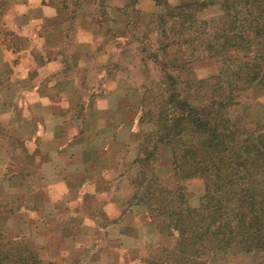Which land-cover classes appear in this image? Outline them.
<instances>
[{"label": "rangeland", "instance_id": "obj_1", "mask_svg": "<svg viewBox=\"0 0 264 264\" xmlns=\"http://www.w3.org/2000/svg\"><path fill=\"white\" fill-rule=\"evenodd\" d=\"M16 1L2 0L0 7V160L5 162V170L14 161L24 164L28 157L24 150L14 151L10 137H24L39 129L34 110L44 114V103L51 99L54 112L62 120L58 130L53 127L48 171L40 170L43 162L39 163L40 172L35 170L28 180L23 172L22 182H12L7 179L9 171L5 172L0 210L9 213L12 208L14 212L10 219L0 220V246L13 252L27 243L45 264H154L152 259L162 256L163 247L171 250L175 242L162 235L159 221L149 219L143 207L128 205L134 202L137 191L140 167L135 160L152 130L153 117L145 116L141 121L142 109L162 104L166 88L192 99L195 88L190 82L219 72V62L208 57L197 40L193 45L183 44L170 29L168 34L176 36L178 45H173L174 41L171 48L162 50L164 37L157 17L165 11L164 5L154 0H130L125 11L110 3L97 12L95 19L100 23L94 28L92 48L78 44V27L70 34L66 28L53 31L50 43L55 42L71 57L59 74L44 75L39 80L13 77V66L20 63L17 54L31 45L26 34L12 30ZM167 1L173 5L181 2ZM223 1L214 0L197 14L211 23V30L215 19L223 14ZM77 5L69 11L70 20L90 21L87 14L75 11ZM68 15L60 19L68 21ZM7 45L17 52L6 51ZM42 46L32 51H40ZM89 50L98 53L91 71L84 60H79ZM12 52L15 55L10 56ZM168 73L176 77L175 86L163 83ZM62 80H76L77 91H69L67 86L54 93L42 86L40 92H32L34 84ZM200 94L204 96L205 90ZM230 113L239 122L259 121L264 116V91L259 87L247 90ZM17 143L23 149L24 142ZM148 164L158 182L174 180L171 154L165 144H160L157 160ZM203 186L202 179L186 184L192 206L199 205ZM261 257L229 252L204 258L206 264H253Z\"/></svg>", "mask_w": 264, "mask_h": 264}, {"label": "trees", "instance_id": "obj_2", "mask_svg": "<svg viewBox=\"0 0 264 264\" xmlns=\"http://www.w3.org/2000/svg\"><path fill=\"white\" fill-rule=\"evenodd\" d=\"M154 1L165 7L157 17L162 50L178 45L170 29L183 44L197 40L221 70L190 82L193 100L166 88L162 104L142 109L141 121L153 117L152 130L135 160L137 191L128 205L143 207L149 219L159 221L162 235L174 239L154 264H206L205 256L229 252L261 254L253 264H264V116L248 123L230 113L247 90L264 91V0H224L212 30L197 14L214 0ZM163 83L175 86L176 77L168 73ZM160 144L171 154L172 182H158L148 164L157 160ZM197 179L203 195L192 206L186 184ZM6 262L45 264L27 243L13 252L0 246V264Z\"/></svg>", "mask_w": 264, "mask_h": 264}, {"label": "crops", "instance_id": "obj_3", "mask_svg": "<svg viewBox=\"0 0 264 264\" xmlns=\"http://www.w3.org/2000/svg\"><path fill=\"white\" fill-rule=\"evenodd\" d=\"M75 3L80 4L77 5V10L75 11L82 14H87L86 16L90 18V21H86V18L77 23H74L70 20V12L74 11L72 8L73 4ZM110 3L114 5L116 9L124 11L131 4L130 0H26L23 2L22 0H17L15 3V8L13 10L14 16L12 17V19L14 20L15 28H12V30H16L17 32L26 34L27 37H29L31 45L24 51L17 54L18 61L20 63L13 66V77H23L26 78V80H30L32 76L35 77V80H39L44 75L47 77L52 74H59V72L64 68L66 62L69 61L71 57L65 55L63 51L64 49H58V45H55V42L50 43L51 36H53V34L56 32H60L59 29L66 28V32L70 34V31L72 29L78 27L80 32H78V44H80L82 48H85L84 46H90V48H92V45L94 43V28L99 22L97 19H95V15L97 14V12L99 13L102 11V7H106L107 5L109 6ZM21 7L24 9L23 12L20 11ZM8 12H10V10ZM65 13H69L68 21H66L65 19H60L61 16H63ZM17 20H23V22L20 23ZM41 44L43 46L40 51L38 49L35 52L32 51L34 47ZM61 44H63V42ZM65 46L66 44L64 42V47ZM94 53L95 51L90 52L89 50L88 54L81 55L79 59L81 61H85L86 67L89 71L93 70V62L97 59L98 56V53ZM12 55L15 54L12 52L10 53V56ZM77 57L78 56H74L73 59L75 60L77 59ZM17 73L19 74L17 75ZM104 75L106 74H103V76ZM42 86L45 87V90H47L48 92L56 93L66 89L67 86L69 87V91H77L79 84L76 80L74 82H64V80H62L55 83L46 81L43 84L40 82L34 84L35 90L32 92H40L42 90ZM48 100L50 102H48L49 104L44 103V114H40V112L37 113L33 109L38 118L36 119V126L43 132L38 131L39 129L34 128L35 130L32 129V131L28 133L27 136L17 138L10 137V140L14 142L12 143L14 146V151H16L17 153H21L24 150L26 154L28 153V157H26L27 159H25L24 164H17V162L14 161V163L10 165V167L8 166L7 170H5V164H3L5 162L0 160V190H4V188L6 189L4 183L6 181V171H9L7 179H11L12 182H16V180L22 182V173L24 172L25 176H27L26 180L30 179V176L35 175V172L39 171V169L37 168L39 163L43 162L42 166L39 167L40 170L44 169L48 171V169H50L51 162L48 156L50 151L48 149L49 146H52V136L54 134L53 127L56 126V129L58 130L61 126L60 121L62 119H60L59 114H56L54 112L51 99ZM2 139L3 136L0 133V142H2ZM21 141L24 142L23 149L17 143ZM14 173L18 174L19 176L17 177L16 174L14 176ZM3 190L2 192H0L1 200L3 198ZM8 211L9 213L5 212V210H0V220L3 221L13 217L9 215L11 212V214H13L14 212L12 211V208H10Z\"/></svg>", "mask_w": 264, "mask_h": 264}, {"label": "clouds", "instance_id": "obj_4", "mask_svg": "<svg viewBox=\"0 0 264 264\" xmlns=\"http://www.w3.org/2000/svg\"><path fill=\"white\" fill-rule=\"evenodd\" d=\"M20 11H21V12H23V11H24V9L21 7V8H20ZM5 18L7 19V17H5Z\"/></svg>", "mask_w": 264, "mask_h": 264}]
</instances>
